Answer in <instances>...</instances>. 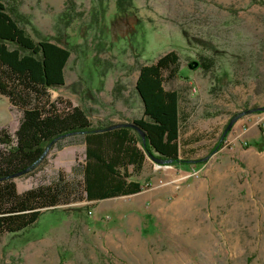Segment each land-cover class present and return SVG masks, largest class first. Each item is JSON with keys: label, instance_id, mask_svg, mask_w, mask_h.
Returning a JSON list of instances; mask_svg holds the SVG:
<instances>
[{"label": "rangeland", "instance_id": "374dc122", "mask_svg": "<svg viewBox=\"0 0 264 264\" xmlns=\"http://www.w3.org/2000/svg\"><path fill=\"white\" fill-rule=\"evenodd\" d=\"M32 28L54 37L64 0H20ZM66 28L65 82L50 90L84 109L94 125L141 116L135 91L141 65L169 50L179 76L165 89L181 97L179 156L146 157L133 197L81 200L44 210L17 234L0 236V264H264V110L237 117L223 146L210 152L230 118L264 107V6L252 0H134L114 17V0H75ZM211 56L209 71L187 64ZM188 78V79H187ZM21 113L0 95V128L12 134ZM15 179L23 191L83 160L81 144L52 149ZM160 180L163 182L159 183Z\"/></svg>", "mask_w": 264, "mask_h": 264}, {"label": "trees", "instance_id": "16d2710c", "mask_svg": "<svg viewBox=\"0 0 264 264\" xmlns=\"http://www.w3.org/2000/svg\"><path fill=\"white\" fill-rule=\"evenodd\" d=\"M252 1L264 6V0ZM20 4V0H0V95L21 113L12 134L0 128V236L23 231L44 210L58 205L139 191L137 183L126 180V164L139 169L147 156L171 159L167 164L174 166L202 161L179 156L180 119L185 114H180L179 94L164 87L166 79L179 76L174 50L139 68L135 91L142 116L122 122L139 126L143 137L129 127L108 129L121 122L94 125L82 107L61 96L52 98L50 92L65 82L64 68L71 50L60 40H66L64 31L81 14L76 13L75 0H64L54 37L35 28V36L31 35L27 30L31 22ZM114 5L115 18L131 16L136 8L134 0H114ZM213 66L211 56H199L195 69L209 71ZM226 135H219L211 153L223 146ZM260 138L254 145L264 151V137ZM65 140L85 144L82 162L71 173L58 170L47 180L19 191L15 182L19 176L15 175L28 167L31 169L25 174L33 172L45 160V156L40 159L43 152L61 149Z\"/></svg>", "mask_w": 264, "mask_h": 264}, {"label": "water", "instance_id": "95a60500", "mask_svg": "<svg viewBox=\"0 0 264 264\" xmlns=\"http://www.w3.org/2000/svg\"><path fill=\"white\" fill-rule=\"evenodd\" d=\"M199 65V62L196 61V60H192L190 61L188 64H187V67L192 70V69H195L197 66ZM264 110V107H258V108H251V109H247L245 111H242V112H239L238 114H236L234 117L230 118L227 125L225 126L223 132H222V137L225 136L227 134V132L232 128L235 120L237 119V117L241 116V115H244L246 113H250V112H253V111H263ZM120 126H123V127H129V128H132L134 129L136 132H138L141 137H143V132L142 130L140 129L139 126H137L136 124H134L133 122H121V123H116V124H113L111 126L108 127V129H111V128H115V127H120ZM48 151V148L43 152V154L40 156V159H42L46 153ZM155 163H157L158 165H163V164H167V163H170L171 162V159H161V158H158L154 155H150L149 156ZM31 168L28 167L26 169H24L23 171L17 173L15 175V177L17 176H21L25 173H27ZM46 209V208H44Z\"/></svg>", "mask_w": 264, "mask_h": 264}, {"label": "crops", "instance_id": "0c3cea01", "mask_svg": "<svg viewBox=\"0 0 264 264\" xmlns=\"http://www.w3.org/2000/svg\"><path fill=\"white\" fill-rule=\"evenodd\" d=\"M141 116H142V113H141ZM141 116L135 117V118H140ZM118 122H120V121H118ZM79 137L81 138V136H77V138H79ZM62 143L65 144V145H63V147L64 146H73V145L81 144L83 146V156H84L85 144L81 140L79 142H77V143L72 142V140L71 141L65 140ZM137 146L140 147L139 143H137ZM146 159L147 158H145V160L144 159L142 160L139 169H134V165L133 164H126V172L128 174V177L126 178V180H127V182L137 183L138 186H139V191L132 192V193H127V194H120V195H116V196H112V197H107V198H103V199H99V200H104V199H109V198H116V197H133V196H135V195L143 192L144 189H143V184L141 182L142 181L141 178H142V174L144 172V165L146 163ZM93 201H98V200H93ZM93 201H88V202H93Z\"/></svg>", "mask_w": 264, "mask_h": 264}, {"label": "built area", "instance_id": "2783aa9c", "mask_svg": "<svg viewBox=\"0 0 264 264\" xmlns=\"http://www.w3.org/2000/svg\"><path fill=\"white\" fill-rule=\"evenodd\" d=\"M262 125L259 126V129H260V133L261 135L264 137V122L261 123ZM158 167H160V165H158ZM159 183H163L161 180Z\"/></svg>", "mask_w": 264, "mask_h": 264}]
</instances>
